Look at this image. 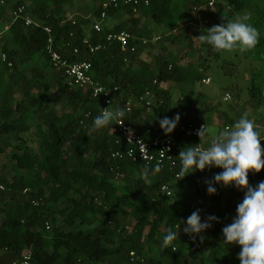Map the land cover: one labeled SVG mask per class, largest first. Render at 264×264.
<instances>
[{
    "label": "trees",
    "instance_id": "trees-1",
    "mask_svg": "<svg viewBox=\"0 0 264 264\" xmlns=\"http://www.w3.org/2000/svg\"><path fill=\"white\" fill-rule=\"evenodd\" d=\"M144 1L140 0L137 14L129 7L110 5L106 9L100 6L93 15L98 18L104 11L106 19L120 13L128 16L103 30L129 32L135 39L130 45L137 47L130 53L107 42L105 33L89 28V20L77 17L74 23L67 21L64 8L71 5V0H36L30 12L39 19L40 27L25 26L20 18L13 20L12 14L23 6L22 2L0 0V17L12 19L8 30L13 44L1 49L11 67L0 57V136L7 140L0 144V153L10 149L14 169L24 172L8 177L5 167H0V264H12L29 252L30 264H240V246L224 243L222 229L235 218L244 191L217 185L216 194L210 196L206 181L221 171L218 168L186 173L184 180L177 182L182 177L180 152L194 146L196 139L175 134L171 140L173 161L152 174L154 165L127 157L128 146L117 136L113 121L93 130L94 118L104 104L89 90L70 87L60 72L24 68L36 56L48 60L46 27L60 55L71 62H89L94 80L106 88H117L114 104L121 111L127 103L131 105V113H125L124 120L138 131L176 116L179 107L173 105L170 87L177 85L194 93L196 84L206 79L202 73L205 68L198 60L179 65L163 51L144 60L139 49L153 47V34L158 37L154 44L160 50L165 42L179 41L180 34L176 37L173 33L180 26L191 30L193 11L209 0H146L147 5ZM217 1L225 4L226 15L209 13L210 7L207 14L217 18V24L247 16V22L259 30V43L244 52H217L199 40L196 53L208 48L215 50V56H243L256 64L249 73L247 94L253 121L264 128V113H259L260 109L264 111V0ZM25 11L29 9L25 7ZM137 15L150 17L154 33L141 25ZM203 31H197L194 38ZM84 38L90 45L101 43L102 47L90 53ZM141 39L147 43L142 45L138 41ZM188 46L194 50L192 41ZM49 76L50 81L43 85L42 80ZM50 88H56L68 112L57 115L47 105H38L33 92ZM146 92L152 93V100L148 114L143 116L145 108L139 99ZM17 94L20 99H15ZM212 112L220 114L223 127L229 128L242 116H230L211 107ZM209 120L196 119L194 124L204 125ZM254 176V180H263L264 170ZM189 194L196 196L195 201L188 199ZM225 195L230 196L231 209L220 208ZM195 211H199L202 222L212 215L218 221L192 238L184 234L183 222ZM120 218L126 222L122 224ZM169 228L179 235L172 245L164 247L163 237Z\"/></svg>",
    "mask_w": 264,
    "mask_h": 264
},
{
    "label": "clouds",
    "instance_id": "clouds-1",
    "mask_svg": "<svg viewBox=\"0 0 264 264\" xmlns=\"http://www.w3.org/2000/svg\"><path fill=\"white\" fill-rule=\"evenodd\" d=\"M248 17H237L211 28L205 29L198 37L217 52H241L251 50L259 43V30L247 22ZM109 108V107H108ZM101 109L93 121V130L107 127L114 119L123 117V111ZM179 114L159 120L162 131L168 135L177 127ZM202 141L209 135L207 126L197 133ZM261 134L258 125L247 114H243L233 126L215 134L207 148L188 146L179 155V175L185 177L206 168H218L211 180L206 181V191L212 196L217 192V185L224 188L235 187L244 191L243 200L237 205V214L232 223L222 229L224 243L239 245L240 264H264V181L255 187L249 185V173H260L264 170V149L261 147ZM160 171L157 165L152 174ZM187 173V175H185ZM147 178V177H145ZM218 217L212 215L202 222L199 211L193 212L184 223L183 232L195 238L208 230ZM179 232L169 228L163 237L162 246L172 245Z\"/></svg>",
    "mask_w": 264,
    "mask_h": 264
},
{
    "label": "rangeland",
    "instance_id": "rangeland-1",
    "mask_svg": "<svg viewBox=\"0 0 264 264\" xmlns=\"http://www.w3.org/2000/svg\"><path fill=\"white\" fill-rule=\"evenodd\" d=\"M36 0H12V4L17 2H22V5L29 9L27 15L33 20L34 23L41 24L39 19L35 17L31 12V8L34 6ZM106 0H71V5L65 6V18L67 21H74L76 18H82L89 20V28L92 29L94 20V12L102 5ZM191 5H193L191 3ZM207 5L198 7L192 13V29L187 31L181 29L173 33L174 36L180 34V40L176 42H165L164 49H159L157 46L150 42L153 47H144L140 50V58L147 60L152 59L159 52L163 51L165 55H171L172 59L175 60L179 65H185L188 61H200L205 71H202L203 78H209L210 82L208 84L197 83L194 93H190L189 90H183L180 86L172 85L170 90L172 92V102L174 106L179 107V116L182 119V122L194 123L196 119L206 120L207 117H210L209 122L204 125L207 126L209 135L202 139V144H209L212 142L215 134L222 131L223 120L220 114L217 112L210 113L211 107L217 109L218 111H224L230 116H235V114H247L249 119H252V109L249 104V98L247 94L248 88V78L249 73L254 70L256 64H251L243 56L232 55H221L215 56V50H208V48H201L199 53H196V50L199 49V39L194 38V34L199 30H205L211 28L217 24V18L213 16L210 17L207 14ZM89 9V10H88ZM209 13L213 12L218 17L225 16L227 13L225 4L221 1L214 0L213 5L210 7ZM141 19V25L147 27L148 29H154L155 26L150 17H142L137 15ZM128 19V16L124 13L118 14V16L111 17L106 19L102 23L104 28H112L116 24H120ZM208 21V24L206 23ZM12 22L11 17H0V57H2L1 49L3 45H6L7 48L13 47L11 41H9V25ZM154 30L152 31L154 33ZM153 36H156L153 34ZM192 41L194 50H190L188 47L189 42ZM233 58V59H232ZM35 59H30L24 64L25 69H30V67H37L41 70L46 71L47 73H54L50 68L49 62L45 57L36 56ZM233 62V65H228L227 63ZM136 65V64H135ZM28 77L29 71L27 73ZM50 81V76L45 77L42 80V84L45 85ZM238 89V93L235 90ZM33 94L38 99V105H47L50 110L56 112L57 115H62L65 112H68L69 109L65 107L64 102L58 97V91L56 88H50L47 92L45 91H34ZM226 94L229 95L230 99H225ZM203 96L205 98H203ZM21 95H15V99H20ZM117 106L114 105L113 110ZM259 113H264L260 109ZM148 113L146 111L142 112V115L145 116ZM13 118H16V114L13 115ZM33 124V123H31ZM259 126V125H258ZM261 131V146H264V128L260 127ZM27 136L31 134L27 133ZM7 140L5 137L0 136V144L5 143ZM264 158V157H262ZM14 162L11 159L10 149H6L4 153H0V167H5V173L9 176L12 175H21L24 172L14 169ZM222 171V169H221ZM254 173H249L248 181L249 185L255 187L259 182L263 180H254ZM184 180L183 177H179L177 182ZM239 191V190H238ZM196 196L188 195V199L195 201ZM230 201V196L225 195L223 197L221 209H231L233 206ZM203 213V212H202ZM96 219H99V215L95 216ZM121 223H125L126 220L120 218Z\"/></svg>",
    "mask_w": 264,
    "mask_h": 264
},
{
    "label": "built area",
    "instance_id": "built-area-1",
    "mask_svg": "<svg viewBox=\"0 0 264 264\" xmlns=\"http://www.w3.org/2000/svg\"><path fill=\"white\" fill-rule=\"evenodd\" d=\"M213 3L214 0H209L208 6L211 7ZM143 4L147 5L148 2L145 0ZM110 5L113 7H129L132 9V12L134 14H137L141 6V2L140 0H106L102 3L101 6L103 9H106ZM12 16L13 20L20 18L25 26L40 27L41 25L33 22V20L27 15L24 6L18 7L13 12ZM105 19L106 14L104 11H102L99 17L94 20L92 29L97 33H105V40L110 43L118 44L120 51L134 53L137 47L130 45V41L135 40L132 35L127 31H120L115 33L104 32L102 23L105 21ZM72 23H74V21H72ZM43 30L47 35L45 52L51 69L53 71L62 73L65 82L70 87H83L89 90L93 98L99 99L103 102L104 109L109 107L107 110L114 111V95L118 91L117 88H106L102 84L94 80L91 70V64L89 62H71L67 58L60 55L53 46L54 37L51 30L46 27L43 28ZM157 40V36H152L150 42L154 43ZM138 41L142 45H145L147 43V40L145 39H141ZM83 43L86 45L90 53H93L94 51H97L102 47L101 43H98L97 45H90L87 38H84ZM77 53L78 50L75 49L73 51V54L76 55ZM1 58L2 61L7 62L6 55L3 54ZM7 66L11 67V62H7ZM209 82V78L203 79L201 81L202 84H208ZM225 96V99H230L228 94H226ZM151 100V92H146L139 99V101L143 103V106L147 113L149 112L151 107ZM115 110H117V108ZM123 113H131V105L129 103L125 105ZM113 122L117 132V136L128 146L126 150L127 157L131 158L133 161L139 160L146 164H152L155 167L159 165V167L162 168L165 163L173 161V145L171 140L175 134L181 133L184 137L196 139L197 142L194 146H198L201 143V148H207L210 145V143L208 145H203L199 135L197 134L204 125L197 126L194 123L179 121L175 130L171 134L166 135L160 128L159 124L152 125L151 128L140 132L137 128L133 127L131 124L127 123L124 120V115L120 119H114ZM228 128L229 127L225 126L223 127L222 131ZM152 130H154V132ZM146 136L149 137V139H146ZM262 149H264V146H262ZM0 189H3V187L0 186ZM162 190L166 191L167 195L170 194V192L167 190V187L163 186ZM46 228L49 229V226L47 225ZM30 260L31 253L29 252L25 254L19 261H15L12 264H30Z\"/></svg>",
    "mask_w": 264,
    "mask_h": 264
},
{
    "label": "crops",
    "instance_id": "crops-1",
    "mask_svg": "<svg viewBox=\"0 0 264 264\" xmlns=\"http://www.w3.org/2000/svg\"><path fill=\"white\" fill-rule=\"evenodd\" d=\"M100 6H101V5H100ZM88 10H89V9H88ZM116 16H118V14H117V15H115V17H116ZM32 59L36 60V59H35V57H34V58H32ZM36 61H37V60H36Z\"/></svg>",
    "mask_w": 264,
    "mask_h": 264
}]
</instances>
